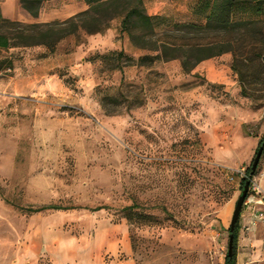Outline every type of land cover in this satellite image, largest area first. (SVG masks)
<instances>
[{
    "label": "rangeland",
    "instance_id": "1",
    "mask_svg": "<svg viewBox=\"0 0 264 264\" xmlns=\"http://www.w3.org/2000/svg\"><path fill=\"white\" fill-rule=\"evenodd\" d=\"M152 1L158 33L204 24L195 0ZM244 7L233 21H264V3ZM86 9L48 1L34 23ZM145 55L120 18L52 54L0 49V264H51L57 236L95 231L100 264H224L240 182L264 139V61L238 65L240 79L230 53L187 73L178 60L137 63ZM262 165L264 153L251 182ZM50 205L64 210L30 212ZM251 216L243 205L240 229ZM252 232L239 231L236 264H264V234Z\"/></svg>",
    "mask_w": 264,
    "mask_h": 264
},
{
    "label": "trees",
    "instance_id": "2",
    "mask_svg": "<svg viewBox=\"0 0 264 264\" xmlns=\"http://www.w3.org/2000/svg\"><path fill=\"white\" fill-rule=\"evenodd\" d=\"M2 0H0L1 2ZM50 0H19L20 7L36 18L42 4ZM193 1V0H190ZM87 9L63 22L25 24L2 18L0 15V49L44 47L47 54L64 38L83 32L88 35L106 30L109 23L120 18V32L126 33L132 46L152 55L138 58L137 63L178 60L184 72H190L200 62L220 55H232V69L242 77L238 65L264 61V21H233L237 12H245L246 5L259 6L264 0H195L192 13L203 16V25L175 23L162 32H156L159 16L147 14L143 0H84ZM259 14V9H256ZM118 58L123 53L117 54ZM261 143V142H260ZM260 145V144H259ZM258 145V146H259ZM258 148V147H257ZM257 151V149H256ZM242 179L240 185L249 178ZM64 210L58 206L34 209ZM228 236L230 234L229 230ZM239 219L235 224L232 255L224 264H236V243Z\"/></svg>",
    "mask_w": 264,
    "mask_h": 264
},
{
    "label": "crops",
    "instance_id": "3",
    "mask_svg": "<svg viewBox=\"0 0 264 264\" xmlns=\"http://www.w3.org/2000/svg\"><path fill=\"white\" fill-rule=\"evenodd\" d=\"M50 1L55 4L64 0ZM152 3L156 6H162L164 4L163 0H153ZM43 4L38 16L36 18H33L20 7L19 0H2L0 2V14L2 18L11 21H24L27 23L43 21L44 19L41 17ZM144 6L147 7V4L145 2ZM158 15H160V13L155 12L151 16ZM253 182L258 186L259 190L264 193V165H262V167L259 169L258 173L254 177ZM239 231H258L259 234H264V230H262L259 225H251V218L247 219L245 225H243L241 229L239 227ZM104 235V231H95L92 238H83V240L80 242L76 239L67 238L63 235L57 236L54 239V246L51 249H46V252L51 253V255H49L48 257L49 262L51 264H100L102 260V254H105L106 252V245L103 240ZM113 236L114 242L112 244L111 240H108V252H111V246H116V238L115 235Z\"/></svg>",
    "mask_w": 264,
    "mask_h": 264
},
{
    "label": "water",
    "instance_id": "4",
    "mask_svg": "<svg viewBox=\"0 0 264 264\" xmlns=\"http://www.w3.org/2000/svg\"><path fill=\"white\" fill-rule=\"evenodd\" d=\"M262 153H264V139H262L260 145L257 148V151L253 157V160L251 162L250 165V173H249V178L247 179V181L243 184L242 189H241V193L235 203L233 212H232V216L230 219V223H229V236H228V246H227V255L228 257H231L232 255V248H233V235L232 232L234 231V227L235 224L237 223L239 217H240V211L242 209L243 206V202L247 196L248 193V189H249V185H250V180L253 176V174L255 173L257 166L259 164L260 158Z\"/></svg>",
    "mask_w": 264,
    "mask_h": 264
},
{
    "label": "built area",
    "instance_id": "5",
    "mask_svg": "<svg viewBox=\"0 0 264 264\" xmlns=\"http://www.w3.org/2000/svg\"><path fill=\"white\" fill-rule=\"evenodd\" d=\"M243 205L252 209L251 225H259L264 230V193L251 180Z\"/></svg>",
    "mask_w": 264,
    "mask_h": 264
}]
</instances>
